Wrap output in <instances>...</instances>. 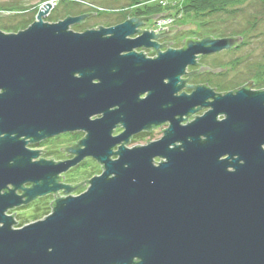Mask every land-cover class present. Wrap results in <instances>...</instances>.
Masks as SVG:
<instances>
[{"label":"water","instance_id":"obj_1","mask_svg":"<svg viewBox=\"0 0 264 264\" xmlns=\"http://www.w3.org/2000/svg\"><path fill=\"white\" fill-rule=\"evenodd\" d=\"M52 7L24 30H0V264H264V89L250 80L216 94L182 79L243 37H188L162 52L157 40L176 30L141 27L163 14L77 32L71 26L96 12L46 22ZM185 87L191 94H178ZM166 122L160 140L126 146ZM118 125L125 131L113 136ZM77 130L86 136L67 148L72 159L29 146ZM87 157L103 172L73 195L84 181L62 174ZM50 194L48 216L15 227L9 210Z\"/></svg>","mask_w":264,"mask_h":264},{"label":"rangeland","instance_id":"obj_2","mask_svg":"<svg viewBox=\"0 0 264 264\" xmlns=\"http://www.w3.org/2000/svg\"><path fill=\"white\" fill-rule=\"evenodd\" d=\"M46 2H51L53 6L49 13L44 16V20L50 23H55L59 20H63L68 15L79 16L75 13H78V11L82 10H85L86 13L96 12V14H92L90 17L86 18L82 23H78L82 25L79 31L74 30V27L77 24L71 26V29L77 32H83L85 31V29L99 28V26L97 27V25H101L104 27L116 25L115 22L118 21L120 16H122L120 14L121 12L118 13V11L124 10L125 14L128 15L130 18L134 16L130 9V0H0V10L9 6L21 7V12L19 13L0 11L3 13H10L2 15L0 17V30L6 33H17L20 30L26 29L36 20L40 9L44 6ZM64 2H75L74 8L76 10L74 12H71L70 8L65 7ZM148 4L157 3L154 0H149ZM237 6H239L237 7L239 9L235 17L232 18L227 15L221 14L217 16L220 20V22H218L220 23V26L217 27L221 28L229 25L230 30H244V32H246V36L243 38L242 44L248 42L247 45L243 44L242 47L236 48L232 51H223L216 55L205 56L202 58V60L199 59V63L205 66H210L209 64H212L211 62H219L223 68L228 67L224 69L226 70V74L223 77L218 79L214 77H208L212 78L211 81L208 82L210 84H214V86H216L217 84H222L220 86H224L227 81L230 82V84L228 83V85H226L223 90H217L220 93L233 90L236 87L242 86V84L244 83H249L250 80L253 81L254 87L256 88H259L258 86H256V84H264V0H243L241 4ZM111 10L115 11L110 12ZM167 10V12L176 13L179 15L182 14L181 19H179V27H181L182 25H188L190 23L193 25H197L191 26V28L189 29H179L180 35L178 34L173 38L175 43H172L170 47L178 49L181 48L184 42L183 38H203L202 36L204 30H202L201 26L197 22V17L195 18V16L193 15L188 17L187 14L181 9L180 2L175 5H168ZM27 20L28 23L26 26H21L19 27V29L16 30L9 31L6 30L4 27L12 26L17 22ZM143 26L141 28H143ZM152 27L153 26L148 29L143 28L142 30H153ZM146 53L149 56L152 55L150 52L146 51ZM234 84H236L235 87H233ZM184 91L187 90L184 89ZM206 110L207 109H202L200 112L189 117L188 120H186L184 123L192 121L193 119H195L196 115H202L203 113H205ZM164 128L165 127L155 129L151 132L150 135L146 137L134 138V141H131L128 146L133 147L138 144L145 145L148 143V141L158 140L163 136L162 129ZM115 133H119V130H117ZM81 136L82 135H79V133L64 135L40 144L29 146L34 149L45 150L40 155V157L44 159L51 160V158H54V161H63L66 156L63 150H61V148L69 146L72 143H77ZM159 160L160 159H157V161ZM102 172V165L96 160L92 159L84 161L83 163L79 164L73 169H70L62 175H64V183L71 184L72 186H74L75 184L81 183L86 179L93 178L95 175H100ZM84 184L85 185H82L77 188L72 194L78 195L84 192L89 186L87 181H84ZM63 195L64 194L60 192V196ZM55 198L56 197L54 194H50L40 199L42 203L38 199L37 201H34L27 206L11 209L8 211V214L12 215L16 212L14 217L18 222L16 223L15 227H23L27 224L38 221L48 216L52 212L51 202L54 201Z\"/></svg>","mask_w":264,"mask_h":264},{"label":"trees","instance_id":"obj_3","mask_svg":"<svg viewBox=\"0 0 264 264\" xmlns=\"http://www.w3.org/2000/svg\"><path fill=\"white\" fill-rule=\"evenodd\" d=\"M242 1L243 0H187L185 1V3H183V5L181 6V9L187 14L188 17L192 15L195 16V18L197 17L196 18L197 22L201 26L202 30H204L202 37L210 36L213 38H225V37L241 36L244 38L246 36L245 35L246 32H244V30H240V29L230 30L229 25L221 27V28L217 27V26H220L219 25L220 23H218L220 22V20L218 19L217 16L221 14V15H227L232 18L235 17L239 9L237 8L239 7L237 5L241 4ZM148 3H149V0H130V4H131L130 9L134 15L133 17L135 16L150 17V16H157V15L168 13L167 8H164L159 4H148ZM64 5L65 7L70 8L71 12H74L76 10L74 8L75 2H64ZM0 11L19 13L21 12V7L20 6H9V7L1 9ZM114 11L115 10H111L110 12H114ZM119 12H121L120 14L122 16L119 17L118 21H116L115 24L122 23L126 21L128 18H130L128 15L125 14L124 10L118 11V13ZM84 13H86L85 10H82V11H78V13L76 12L75 14L81 15ZM27 23H28V20L20 21L12 26H4V27L6 30L12 31V30L19 29V27L21 26L22 27L26 26ZM110 24H113V23H110ZM81 27L82 25L77 24L75 25L74 30L79 31ZM247 43H243V44L247 45ZM243 44H241L239 47H242ZM215 66L220 67L221 65H215ZM256 86H258L260 89H264L263 83H258L256 84ZM79 187L80 186H77V188ZM40 199L39 201H41ZM53 202L51 203V207L53 206Z\"/></svg>","mask_w":264,"mask_h":264},{"label":"flooded vegetation","instance_id":"obj_4","mask_svg":"<svg viewBox=\"0 0 264 264\" xmlns=\"http://www.w3.org/2000/svg\"><path fill=\"white\" fill-rule=\"evenodd\" d=\"M153 24H154V20L153 19H150V20H148L145 24H144V26H143V28L144 29H148V28H150L151 26H153ZM173 28H170V30H176L172 35H170V36H167V37H163V38H160V39H158L157 41H158V43L159 44H163L164 45V47L162 48V49H160L159 51H162V52H165L167 49H169V48H171V49H178V48H174V47H170L171 46V44L172 43H175L174 42V40H173V38L176 36V35H180V33H179V29H178V27H179V23L178 24H176V25H174V26H172ZM142 28V29H143ZM168 29V28H167ZM164 32V31H163ZM163 32H160V33H163ZM160 33H158V34H160ZM191 39H199V38H191ZM187 40H189V39H185L184 40V42H183V45H182V47L181 48H183L184 46H185V42L187 41ZM240 46V45H239ZM239 46H237V47H235L234 49H236V48H239ZM181 48H179V49H181ZM234 49H232V50H234ZM232 50H229V51H232ZM139 52H144L145 54H146V56L147 57H149V58H155V57H157L158 56V53H159V51H157V50H155L154 48H149V49H145V48H141V49H139L138 50ZM146 51L147 52H150L152 55L151 56H149L147 53H146ZM224 51H226V50H224ZM223 52V51H222ZM219 53H221V52H219ZM219 53H215V54H210V55H203V56H201L199 59L200 60H202V58L203 57H205V56H212V55H216V54H219ZM212 64H209L210 66H207L206 65V67H210L211 68V70L210 71H205V72H202V73H195V71H198L199 69H200V67L201 66H205V65H203V64H198L197 66H195V67H193V66H189L188 67V69H187V74L186 75H184V76H182V79H188V82H187V85H192V86H199V85H205V86H207V87H209V88H211V89H214V91H215V93L216 94H225V93H227V92H225V93H220V92H218L217 90H223L224 89V87H226V85H228V83L230 84V82L229 81H227V83L224 85V86H220V85H222V84H217L216 86H214V84H210L208 81H211V79L212 78H208V77H214V78H221V77H223L225 74H226V70H224L223 69V67L222 66H220V67H216L215 65H221L219 62L218 63H213V62H211ZM214 70V71H213ZM190 73H193V75L192 76H190L189 74ZM203 74V75H202ZM246 84H248V83H246ZM245 83L244 84H242V86H239V87H236V88H234L233 90H229L228 92H230V91H236V90H238V89H240L241 87H243L244 85H246ZM214 86V87H213ZM231 86V85H230ZM236 86V84H234L233 85V87H235ZM184 89H186L187 91H184ZM182 91H180L178 94H181L183 91L184 92H186V93H188V94H191V92L193 91V89H189V88H187V87H185ZM252 89H257V90H260V88H256V87H254V83L252 84ZM142 98H145L146 97V94H143L142 96H141ZM209 102H211V101H213V99L211 98V99H209L208 100ZM202 109H207L206 111H205V113L210 109L209 107H203ZM201 109V110H202ZM200 110V111H201ZM200 111H198V112H200ZM197 112V113H198ZM205 113H203L202 115H204ZM196 114V113H195ZM194 115V114H193ZM193 115H191V116H193ZM202 115H199V116H202ZM191 116H189V117H191ZM188 117V118H189ZM196 117H198V116H196ZM195 117V118H196ZM224 118V116L223 115H221V116H219V120H222ZM188 120V119H187ZM193 120H195V119H193ZM192 120V121H193ZM186 121V120H185ZM184 121V122H185ZM184 122H182V124H187V123H189V122H191V121H188L187 123H184ZM169 125H170V123L169 122H166V123H163V124H161V125H159V126H157V127H153L152 129H150V130H142L141 132H139V133H136V134H133L132 136H130L129 137V140H128V142L127 143H125L126 144V146L127 147H129L128 145L130 144V142L131 141H134V138H141V137H146V136H148V135H150L151 134V132L153 131V130H155V129H158V128H161V127H165L164 128V131H163V136H164V133H165V130L169 127ZM117 130H119V133H115ZM124 131H125V128L122 126V125H118L115 129H114V132H113V136H118V135H120V134H122V133H124ZM79 133V135H82L81 137H80V139L78 140V142L81 140V139H83L85 136H86V132L85 131H82V130H77V131H73V132H65V133H61V134H59V135H56V136H54V137H50V138H47V139H45V140H43L42 142H40V143H43V142H46V141H48V140H51V139H54V138H58V137H61V136H64V135H70V134H78ZM162 136V137H163ZM161 137V138H162ZM160 138V139H161ZM160 139H158V140H160ZM158 140H155V141H158ZM77 142V143H78ZM151 142H154V141H151ZM151 142H149V143H151ZM40 143H38V144H40ZM77 143H72L71 145H69V146H67V147H64L63 148V152L65 153V159L64 160H69V159H72V158H74L75 157V155L74 154H72V153H69L68 151H67V148H69V147H72V146H74V145H76ZM124 143V142H123ZM149 143H147V144H149ZM147 144H145V145H147ZM30 145H35V144H30ZM145 145H136V146H133V147H138V146H145ZM119 146V145H118ZM118 146H116L115 148H114V151H117L118 150ZM133 147H129V148H133ZM32 148V147H31ZM40 150V149H39ZM41 151V150H40ZM95 160L93 157H87L85 160H83L81 163H83L84 161H86V160ZM80 163V164H81ZM78 166V165H77ZM76 167V166H75ZM74 168V167H73ZM72 168V169H73ZM62 182H64L63 181V179L61 180ZM46 196H48V195H46ZM43 197H45V196H43ZM43 197H40V198H43ZM40 198H38V199H40ZM37 199V200H38ZM37 200H35V201H37Z\"/></svg>","mask_w":264,"mask_h":264},{"label":"built area","instance_id":"obj_5","mask_svg":"<svg viewBox=\"0 0 264 264\" xmlns=\"http://www.w3.org/2000/svg\"><path fill=\"white\" fill-rule=\"evenodd\" d=\"M157 4L161 5L164 8H167L170 4H177L180 2L181 6L187 0H154ZM182 14H176L168 12L167 14L161 15L158 19H155L152 29L156 30V33L163 32L167 27L174 26L179 23Z\"/></svg>","mask_w":264,"mask_h":264},{"label":"bare ground","instance_id":"obj_6","mask_svg":"<svg viewBox=\"0 0 264 264\" xmlns=\"http://www.w3.org/2000/svg\"><path fill=\"white\" fill-rule=\"evenodd\" d=\"M193 67H195V66H193Z\"/></svg>","mask_w":264,"mask_h":264}]
</instances>
